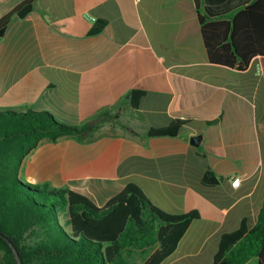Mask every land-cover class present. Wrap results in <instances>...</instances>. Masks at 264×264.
I'll list each match as a JSON object with an SVG mask.
<instances>
[{
	"label": "crops",
	"instance_id": "1",
	"mask_svg": "<svg viewBox=\"0 0 264 264\" xmlns=\"http://www.w3.org/2000/svg\"><path fill=\"white\" fill-rule=\"evenodd\" d=\"M253 1L0 0V18L17 8L0 35V110L77 125L108 112L84 137L40 140L19 163L22 181L99 207L135 183L166 212L199 214L159 264H213L221 234L255 223L264 201V56L243 69L211 61L199 15L228 18ZM132 89L144 90L136 107ZM177 118L178 135H148Z\"/></svg>",
	"mask_w": 264,
	"mask_h": 264
},
{
	"label": "trees",
	"instance_id": "2",
	"mask_svg": "<svg viewBox=\"0 0 264 264\" xmlns=\"http://www.w3.org/2000/svg\"><path fill=\"white\" fill-rule=\"evenodd\" d=\"M16 10L0 18V28ZM199 22L211 61L243 69L254 56H264V0H254L228 18L199 15ZM129 94L136 107L144 90L132 89ZM107 116L103 112L77 125L59 121L45 110H0V264H18L8 241L16 247L21 264H135L136 252L141 264H159L199 217L196 210L160 209L132 182L99 207L68 187L28 183L19 177L21 159L40 140L84 137ZM185 123L173 119L149 128L148 135L176 136ZM202 180L217 182L209 170ZM254 258L256 264H264V201L255 223L244 218L237 229L221 234L213 264H248Z\"/></svg>",
	"mask_w": 264,
	"mask_h": 264
},
{
	"label": "water",
	"instance_id": "3",
	"mask_svg": "<svg viewBox=\"0 0 264 264\" xmlns=\"http://www.w3.org/2000/svg\"><path fill=\"white\" fill-rule=\"evenodd\" d=\"M31 7H32V4L30 2L26 3L21 9L18 10L17 15L19 17H24L30 11ZM4 29H5V26L0 28V35H2V33L4 32ZM201 140H202V134H194L190 137V143L194 146H199L201 143ZM8 243L11 247V250L13 252L15 259L18 261V264H21L19 260V253L16 247H14L10 241H8Z\"/></svg>",
	"mask_w": 264,
	"mask_h": 264
},
{
	"label": "rangeland",
	"instance_id": "4",
	"mask_svg": "<svg viewBox=\"0 0 264 264\" xmlns=\"http://www.w3.org/2000/svg\"><path fill=\"white\" fill-rule=\"evenodd\" d=\"M17 110H18V109H17ZM55 119H56V118H55ZM20 177L23 178V175L20 176ZM25 182H26V181H25ZM133 260H134L135 264H141V263H142L141 255H140L139 253H137V252L134 254V258H133ZM249 264H256V259H255V258H254V259H251V262H250Z\"/></svg>",
	"mask_w": 264,
	"mask_h": 264
},
{
	"label": "built area",
	"instance_id": "5",
	"mask_svg": "<svg viewBox=\"0 0 264 264\" xmlns=\"http://www.w3.org/2000/svg\"><path fill=\"white\" fill-rule=\"evenodd\" d=\"M238 182H239V177H238V176H235V177L232 179L231 184L235 186V185L238 184Z\"/></svg>",
	"mask_w": 264,
	"mask_h": 264
}]
</instances>
